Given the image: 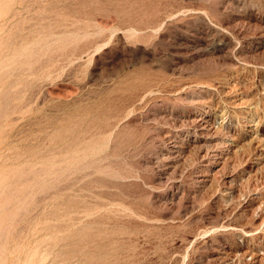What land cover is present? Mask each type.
I'll return each mask as SVG.
<instances>
[{
    "label": "rangeland",
    "instance_id": "obj_1",
    "mask_svg": "<svg viewBox=\"0 0 264 264\" xmlns=\"http://www.w3.org/2000/svg\"><path fill=\"white\" fill-rule=\"evenodd\" d=\"M0 44V264H264V0H0Z\"/></svg>",
    "mask_w": 264,
    "mask_h": 264
},
{
    "label": "bare ground",
    "instance_id": "obj_2",
    "mask_svg": "<svg viewBox=\"0 0 264 264\" xmlns=\"http://www.w3.org/2000/svg\"><path fill=\"white\" fill-rule=\"evenodd\" d=\"M3 26V25H2ZM18 44V43H17ZM0 47H1V44H0ZM13 47V46H12ZM18 47V46H17ZM12 50V49H11ZM2 69V68H1ZM17 69V68H16ZM16 71V70H15ZM4 80H5V75L4 74H2V73H0V88H1V85H2V83L4 82ZM7 96V95H6ZM201 123V122H200ZM205 126V125H204ZM106 127V126H105ZM48 139V138H47ZM74 143V142H73ZM76 143V142H75ZM71 144V143H70ZM86 150V149H85ZM82 151H80V154H83V153H81ZM84 152V151H83ZM81 156V155H80ZM80 161V160H79ZM11 169H9V171H10ZM13 171V170H12ZM40 172V171H39ZM11 173V172H10ZM11 174H13V173H11ZM13 175H15V174H13ZM3 185V184H2ZM4 186V185H3ZM5 187V186H4ZM3 187V188H4ZM2 191V190H1ZM3 238V237H2ZM77 241V240H76ZM1 243V242H0ZM36 250V249H35ZM1 252H3V251H1Z\"/></svg>",
    "mask_w": 264,
    "mask_h": 264
}]
</instances>
